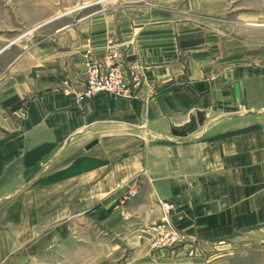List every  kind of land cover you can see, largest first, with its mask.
I'll use <instances>...</instances> for the list:
<instances>
[{
    "label": "crops",
    "instance_id": "crops-1",
    "mask_svg": "<svg viewBox=\"0 0 264 264\" xmlns=\"http://www.w3.org/2000/svg\"><path fill=\"white\" fill-rule=\"evenodd\" d=\"M133 10L61 22L33 50L0 47V264L76 244L77 226L93 222L141 249L160 202L186 241L264 244V122L253 123L264 118V49L172 6ZM108 55L131 98L79 99Z\"/></svg>",
    "mask_w": 264,
    "mask_h": 264
},
{
    "label": "rangeland",
    "instance_id": "rangeland-1",
    "mask_svg": "<svg viewBox=\"0 0 264 264\" xmlns=\"http://www.w3.org/2000/svg\"><path fill=\"white\" fill-rule=\"evenodd\" d=\"M146 4L180 9L190 23L222 32L229 29L240 47L264 49V27L246 24L264 21V0H0V47L15 42V48L33 50L61 22L117 10L133 12L134 6ZM259 120L264 122L261 118L253 123ZM160 222L152 226L149 244L141 249L130 243L128 231L105 235L99 222L80 224L72 234L76 244L63 241L57 248H44L28 264H264V244L252 235L186 241L171 222L180 240L169 245L161 241Z\"/></svg>",
    "mask_w": 264,
    "mask_h": 264
},
{
    "label": "built area",
    "instance_id": "built-area-1",
    "mask_svg": "<svg viewBox=\"0 0 264 264\" xmlns=\"http://www.w3.org/2000/svg\"><path fill=\"white\" fill-rule=\"evenodd\" d=\"M99 94H106L114 99H129L132 88L123 73L122 68L116 63L113 56L108 55L103 60H98L88 68L86 86L78 92L81 100H91ZM137 195L136 190L130 191L125 198ZM163 217L158 226L164 243L172 245L180 240V234L173 227L170 220L171 208L168 203L160 202Z\"/></svg>",
    "mask_w": 264,
    "mask_h": 264
},
{
    "label": "water",
    "instance_id": "water-1",
    "mask_svg": "<svg viewBox=\"0 0 264 264\" xmlns=\"http://www.w3.org/2000/svg\"><path fill=\"white\" fill-rule=\"evenodd\" d=\"M235 92H236V96H237L238 100L241 101V95H240L238 84H236V86H235ZM249 114H257V113H253L252 112V113H249ZM192 126H193V123L189 122V123L185 124L184 126L178 127V129L187 130V129L192 128ZM95 143L96 142H93L91 145H94Z\"/></svg>",
    "mask_w": 264,
    "mask_h": 264
},
{
    "label": "bare ground",
    "instance_id": "bare-ground-1",
    "mask_svg": "<svg viewBox=\"0 0 264 264\" xmlns=\"http://www.w3.org/2000/svg\"><path fill=\"white\" fill-rule=\"evenodd\" d=\"M33 29V28H32ZM35 29V28H34ZM33 32V31H32ZM29 33V32H28Z\"/></svg>",
    "mask_w": 264,
    "mask_h": 264
}]
</instances>
